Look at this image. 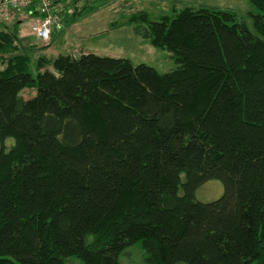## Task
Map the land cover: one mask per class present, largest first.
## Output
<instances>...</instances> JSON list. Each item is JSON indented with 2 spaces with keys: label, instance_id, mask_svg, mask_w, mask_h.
Here are the masks:
<instances>
[{
  "label": "trees",
  "instance_id": "obj_1",
  "mask_svg": "<svg viewBox=\"0 0 264 264\" xmlns=\"http://www.w3.org/2000/svg\"><path fill=\"white\" fill-rule=\"evenodd\" d=\"M248 1L250 25L132 13L168 72L77 52L33 74L20 21L0 29V264H118L136 242L148 264H264V0ZM210 179L223 193L197 200Z\"/></svg>",
  "mask_w": 264,
  "mask_h": 264
},
{
  "label": "rangeland",
  "instance_id": "obj_2",
  "mask_svg": "<svg viewBox=\"0 0 264 264\" xmlns=\"http://www.w3.org/2000/svg\"><path fill=\"white\" fill-rule=\"evenodd\" d=\"M184 6L207 7L236 13L238 19L251 24L250 13L255 7L248 0H59L56 4L60 13L59 25L55 27L49 41L42 42L29 32V21L18 23V38L22 46H32L30 70L35 73L36 60L40 56L52 58L61 54L91 52L102 56L124 57L133 64L144 63L159 72H168L175 68L170 53L154 47L134 32V25L128 18L132 13L144 10L150 19L156 20L169 15L173 8ZM85 8L83 12H79ZM6 24V25H5ZM13 22L0 21V29L9 27ZM11 29V28H10ZM35 89L25 88L20 92L24 97L34 95ZM13 139L7 138L4 146L9 148ZM2 145L0 141V146ZM183 179V174H182ZM180 187L179 192L181 193ZM223 193L219 179H210L195 191V198L202 202L217 199ZM91 236L87 237L90 241ZM146 253L139 242L127 247L118 256V264H148ZM66 264H83L78 258H67ZM184 264V263H181Z\"/></svg>",
  "mask_w": 264,
  "mask_h": 264
},
{
  "label": "built area",
  "instance_id": "obj_3",
  "mask_svg": "<svg viewBox=\"0 0 264 264\" xmlns=\"http://www.w3.org/2000/svg\"><path fill=\"white\" fill-rule=\"evenodd\" d=\"M59 0H0V21L23 19L29 21L28 29L42 42L49 41L59 25L60 13L56 8ZM21 21V20H19Z\"/></svg>",
  "mask_w": 264,
  "mask_h": 264
},
{
  "label": "crops",
  "instance_id": "obj_4",
  "mask_svg": "<svg viewBox=\"0 0 264 264\" xmlns=\"http://www.w3.org/2000/svg\"><path fill=\"white\" fill-rule=\"evenodd\" d=\"M22 16H24V15H21V16H20V19H19V20H21V21L26 20V18H28V16H27V17H25V19H23Z\"/></svg>",
  "mask_w": 264,
  "mask_h": 264
}]
</instances>
